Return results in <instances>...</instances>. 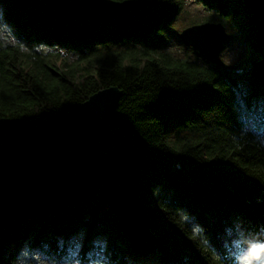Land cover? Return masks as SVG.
Returning a JSON list of instances; mask_svg holds the SVG:
<instances>
[{"label":"trees","instance_id":"1","mask_svg":"<svg viewBox=\"0 0 264 264\" xmlns=\"http://www.w3.org/2000/svg\"><path fill=\"white\" fill-rule=\"evenodd\" d=\"M144 1L158 6L154 20L102 27L42 0H0L16 40L0 37V118H49L113 86L124 116L97 166L37 188L0 186V264L25 252L48 264H252L248 244L264 260V81L244 87L227 68L163 52L182 6ZM230 2L205 0L264 57V23L250 13L239 24L244 8ZM126 43L128 53H104ZM52 49L93 71L54 69Z\"/></svg>","mask_w":264,"mask_h":264},{"label":"water","instance_id":"2","mask_svg":"<svg viewBox=\"0 0 264 264\" xmlns=\"http://www.w3.org/2000/svg\"><path fill=\"white\" fill-rule=\"evenodd\" d=\"M62 6L79 21L102 27L138 26L157 17L152 1L42 0ZM264 23V0H238ZM183 43L208 64L221 65L229 34L221 23H204L180 33ZM253 76L264 81V61L253 63ZM122 92L103 89L81 104H70L49 118H0V186L37 188L48 180L72 176L97 166L121 135L118 111Z\"/></svg>","mask_w":264,"mask_h":264},{"label":"rangeland","instance_id":"3","mask_svg":"<svg viewBox=\"0 0 264 264\" xmlns=\"http://www.w3.org/2000/svg\"><path fill=\"white\" fill-rule=\"evenodd\" d=\"M181 4V11L176 15L172 23L169 25L168 29L164 33V45L162 51L170 54L175 59L189 60V61H202L200 58L196 57L193 53L191 47L186 46L180 38V33L185 29L201 25L204 23H221L226 32L229 34V39L224 43L223 50L221 52V65H212L204 63L208 66H220L227 68L234 73L242 75V86L248 87L253 78V63L264 61V57L257 54L247 42L244 34L240 31L236 20L229 19L227 17H219L217 11L209 10L205 4V0H177ZM238 0H231L228 5L229 10L232 12L233 6L237 5ZM239 4V3H238ZM244 10L240 13L235 12L238 15V23L241 24L243 20L249 17V12H246L245 6ZM246 9V10H245ZM240 14V15H239ZM0 37H2L5 43L15 44L16 40L12 36L8 27L0 21ZM133 47L132 43L122 44L120 46H114L104 50V53L108 52H121L128 53ZM46 49H43L45 51ZM52 53L60 54L61 59H59L54 66V69L61 68L64 72L75 71L77 74L88 71H93V64L91 61L80 60L78 56L72 52L63 49H52ZM253 125H250L251 127ZM255 129V128H254ZM255 131H257L255 129ZM261 141L260 143L264 146V133L256 135ZM249 253L252 255V264H255V260L259 259L255 254L256 249L253 244H248ZM33 262L34 264H48L45 259H41L40 256L34 255L29 252H25L19 260L20 264ZM257 264V263H256ZM260 264H264V260L260 261Z\"/></svg>","mask_w":264,"mask_h":264},{"label":"clouds","instance_id":"4","mask_svg":"<svg viewBox=\"0 0 264 264\" xmlns=\"http://www.w3.org/2000/svg\"><path fill=\"white\" fill-rule=\"evenodd\" d=\"M237 264H245V262L243 260H237Z\"/></svg>","mask_w":264,"mask_h":264},{"label":"bare ground","instance_id":"5","mask_svg":"<svg viewBox=\"0 0 264 264\" xmlns=\"http://www.w3.org/2000/svg\"><path fill=\"white\" fill-rule=\"evenodd\" d=\"M239 3V2H238ZM239 4H241L242 6H244L242 3H239ZM244 8V7H243ZM246 10V9H245ZM246 12H247V10H246Z\"/></svg>","mask_w":264,"mask_h":264}]
</instances>
